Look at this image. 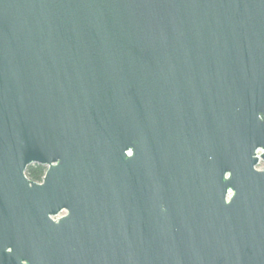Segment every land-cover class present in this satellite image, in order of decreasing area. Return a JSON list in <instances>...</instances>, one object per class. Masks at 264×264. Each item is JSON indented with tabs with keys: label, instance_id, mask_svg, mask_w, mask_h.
I'll return each mask as SVG.
<instances>
[{
	"label": "water",
	"instance_id": "water-1",
	"mask_svg": "<svg viewBox=\"0 0 264 264\" xmlns=\"http://www.w3.org/2000/svg\"><path fill=\"white\" fill-rule=\"evenodd\" d=\"M260 159L264 0H0V264H264Z\"/></svg>",
	"mask_w": 264,
	"mask_h": 264
},
{
	"label": "trees",
	"instance_id": "trees-1",
	"mask_svg": "<svg viewBox=\"0 0 264 264\" xmlns=\"http://www.w3.org/2000/svg\"><path fill=\"white\" fill-rule=\"evenodd\" d=\"M47 168L41 165H33L27 169V176L31 181L41 183L46 174Z\"/></svg>",
	"mask_w": 264,
	"mask_h": 264
},
{
	"label": "flooded vegetation",
	"instance_id": "flooded-vegetation-1",
	"mask_svg": "<svg viewBox=\"0 0 264 264\" xmlns=\"http://www.w3.org/2000/svg\"><path fill=\"white\" fill-rule=\"evenodd\" d=\"M261 154H262V151L259 150V151H258V155L260 156ZM261 161H264V160L260 159L259 164H260ZM55 220H56V218H55ZM9 251H10V250H9ZM23 264H26V262H23Z\"/></svg>",
	"mask_w": 264,
	"mask_h": 264
}]
</instances>
